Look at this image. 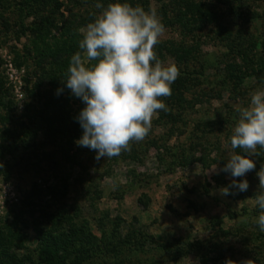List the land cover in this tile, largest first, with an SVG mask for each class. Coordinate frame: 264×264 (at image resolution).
Returning <instances> with one entry per match:
<instances>
[{
    "label": "rangeland",
    "instance_id": "1",
    "mask_svg": "<svg viewBox=\"0 0 264 264\" xmlns=\"http://www.w3.org/2000/svg\"><path fill=\"white\" fill-rule=\"evenodd\" d=\"M34 1L0 0V83L12 102L0 104V145L8 128L22 145L0 156V221L28 207L24 200L35 184L58 186L66 195L55 201L47 195L42 204L53 212L68 207L94 238L95 246L86 247L91 257L80 264H201V255L218 264H264V232L253 204L264 156L253 157L256 170L247 173L249 188L240 195L221 193L232 178L220 171L235 108L264 88V0H132L158 10L165 31L156 52L179 76L171 96L162 98L169 110L153 117L146 137L99 160L87 147L65 154L44 130L21 129L16 121L30 100L27 88L42 75L35 60L44 49L39 34L48 28L44 40L55 41L69 18L80 30L100 11L97 3L111 0H44L47 7L23 15ZM26 232L32 250L36 237L32 228Z\"/></svg>",
    "mask_w": 264,
    "mask_h": 264
},
{
    "label": "clouds",
    "instance_id": "2",
    "mask_svg": "<svg viewBox=\"0 0 264 264\" xmlns=\"http://www.w3.org/2000/svg\"><path fill=\"white\" fill-rule=\"evenodd\" d=\"M95 7L100 11L80 28L79 50L62 80L85 104L78 116L83 135L76 142L95 151L99 160L130 151L132 142L146 137L153 117L169 110L162 98L171 96L179 69L158 58L156 46L165 26L154 6L146 9L132 0H111ZM235 111L228 162L220 169L232 178L221 189L225 196L230 189L248 190L247 173L256 170L253 157L264 156V88L249 92L248 103ZM256 175L255 223L264 232V164Z\"/></svg>",
    "mask_w": 264,
    "mask_h": 264
},
{
    "label": "trees",
    "instance_id": "3",
    "mask_svg": "<svg viewBox=\"0 0 264 264\" xmlns=\"http://www.w3.org/2000/svg\"><path fill=\"white\" fill-rule=\"evenodd\" d=\"M48 5L44 0H35L34 4H26L23 15L35 13ZM79 27L77 19H65L61 33L54 37L53 42L45 41L43 38L47 35L48 28L42 33L39 32L44 49L36 53L35 60L42 75L32 89L27 88L30 100L22 114L23 118L16 121L20 123L21 129L22 127L27 129V125L31 124L36 125L37 128L34 126L36 130H44L55 143L59 144L60 151L65 154L85 150V147L76 142L83 135V129L78 119L79 109L75 106L78 103L82 106L85 104L81 98L71 93L66 87V82L62 80L66 76L71 56L79 50L78 42L81 39ZM35 49H40L39 45H35ZM47 65L55 68L50 71ZM261 65L264 69V61ZM44 79L48 80L46 88H43ZM4 85L3 82L0 83V92L3 96L0 104L10 108L12 102L7 100L10 92ZM170 115L172 116V112ZM8 129L0 145V156L5 153L13 154L14 151L19 152V148L22 147L18 142L20 136L17 130ZM64 186L67 188L66 182ZM230 191L231 196L236 192L234 189ZM65 193L61 194L58 186L46 190L35 184L24 200L25 206L28 207L14 210L11 220L0 221V264H80L91 257L92 254L88 255L89 250L86 247L95 245H91L94 238L87 226L77 224L68 207L64 205L53 212L49 210L51 206L49 203L45 206L42 204L47 195L55 201L57 198L62 199ZM240 194L241 192L237 191V195ZM29 228L33 229L36 237V246L32 250H29L30 246L27 243L29 235L26 230ZM22 249L28 251L24 253ZM217 259L201 255V264H211V261L218 264Z\"/></svg>",
    "mask_w": 264,
    "mask_h": 264
}]
</instances>
